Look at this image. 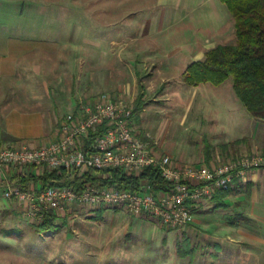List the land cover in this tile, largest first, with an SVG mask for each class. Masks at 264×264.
Returning a JSON list of instances; mask_svg holds the SVG:
<instances>
[{
	"label": "rangeland",
	"instance_id": "obj_1",
	"mask_svg": "<svg viewBox=\"0 0 264 264\" xmlns=\"http://www.w3.org/2000/svg\"><path fill=\"white\" fill-rule=\"evenodd\" d=\"M176 4L172 0L169 8ZM157 6L154 0H0V21L27 26L40 24L43 26V38L54 40L58 35L62 41H80L78 46L61 44L56 56L58 73L63 76L67 94L73 92L75 95L74 107L99 93L122 97L133 107L134 128L139 138L150 141L157 154L170 155L178 164H197V155L204 146L201 143L202 131L206 127L197 126V111L208 104H219V109L222 108L219 115L228 130L233 131L228 133V138H237L242 132L250 130L249 123L254 118L237 99L232 78L221 86H188L178 69L192 62L184 54L177 57V62H181L172 71L170 82L163 78L154 80L144 77L151 72L152 64L129 62L131 49L126 44L132 29L131 17L139 21L155 14ZM136 7L138 14L129 17L130 10H136ZM194 7L186 5L184 10L192 9L194 16L197 15V6ZM190 15L187 14L186 19L189 20ZM125 26L128 32L122 29L119 36V30ZM167 34L169 32L162 36ZM170 35L171 39L175 36L174 33ZM116 38L118 41L113 43ZM99 39L101 47L97 45ZM81 41L89 45L85 47L87 44L83 46ZM47 61L51 65L54 59L48 58ZM136 71L139 72L136 74ZM168 84L171 88H168ZM232 99L249 117L248 121L226 117L224 109ZM136 107L138 109L134 111ZM71 111L61 113L58 126ZM217 141L219 139L213 140L217 148L214 152L215 163L252 153L249 150L250 141L244 142L242 147H223L224 144ZM258 152L263 153L261 150ZM3 190L4 185L0 182V264L109 263L112 259L132 257L153 264L162 261L190 264L188 257L182 259L178 255V244L185 242L197 249L191 264H210L211 254L218 253L220 257L219 251H231L224 246L228 240L210 237L215 233L228 234L231 231L229 221L224 217V209L208 216L210 220L206 224L209 227L197 228V221L194 220L186 227L168 228L150 219L138 222L139 217L133 218L122 210H93L75 205L57 211L60 226L57 230L41 232L38 230L41 220L27 219L16 201L3 197ZM261 211L250 210V214L256 220L259 218L257 214H263L259 213ZM99 213L101 217L97 220ZM136 223H141L143 228L140 229ZM245 227L251 234L262 236L264 240V223L252 221ZM13 229L19 231L18 236L6 234ZM241 242L253 244L254 248L259 247L264 253V241L237 240V243Z\"/></svg>",
	"mask_w": 264,
	"mask_h": 264
},
{
	"label": "crops",
	"instance_id": "obj_2",
	"mask_svg": "<svg viewBox=\"0 0 264 264\" xmlns=\"http://www.w3.org/2000/svg\"><path fill=\"white\" fill-rule=\"evenodd\" d=\"M154 1L158 5L155 14H150L139 21L137 18L135 20V17H131L130 26L132 29L129 31L126 44V47L131 49L130 63L140 62L143 65H153L151 72L144 77H152L154 80L163 78L170 82L172 71L176 64L181 62H177V57L184 54L186 59L192 61L190 64L178 68L184 80L189 65L203 61L209 50L218 45L235 42V21L220 0H174L177 4L172 8H169V3L172 0ZM186 5L193 9L194 6H197V15L193 16L192 9H188L186 12L184 10ZM130 13L129 17L138 14V8L131 9ZM189 13L191 15L188 20L186 17ZM2 22L0 21V147L10 143L23 142L32 148H39L57 138V126L61 113L69 112L75 108V95L73 92L67 94L68 90L63 82V76L58 73L56 56L61 44L78 46L80 41H62L58 35L54 40L43 38L41 34L43 26L40 24L27 26L20 23L6 24ZM122 29L128 32L127 27H122L119 30V36ZM166 32L169 34L162 36ZM170 33L175 34L173 39H171ZM117 41L116 38L113 43ZM97 42L98 47H101L100 39ZM81 43L82 45L87 44L85 47L89 45L86 41H81ZM48 58L49 60L50 58L54 59L53 65H49ZM137 72L139 71H136V74ZM141 85L144 86L143 83ZM168 88H171L169 84ZM67 109L68 111H66ZM220 111L222 108L219 109V104H208L197 111V126L202 128L204 125L206 126L205 131H202L201 143L204 148L202 147L201 153L197 155V165L215 164L213 161L214 152L217 150L213 143L215 139H219L217 142L224 144L223 147H234L235 145L242 147L244 142L250 141L249 150L252 153H259L258 151L261 150L263 152L261 154H264V119L253 117L247 110L248 114L254 118L249 123L250 130L242 132L237 138H228V133L233 131H229L226 127L225 121L219 115ZM224 113H227L226 117L228 116L230 119L249 120L240 105L233 99L227 109H224ZM198 120L200 125H198ZM15 172L14 168L7 170L9 180ZM225 203L227 204L226 208L218 209L215 208L213 201L203 203L195 215L197 228L209 227V224H206L210 220L208 216L217 214L224 209V217L230 224L231 231L228 234L215 233L210 237L215 240H228L224 246H227L231 251H219L220 257L218 253L211 254L210 264H264V253L259 247L254 248L253 244L249 243H237L239 239L264 241L262 236L257 237L251 234L246 227L244 229V226L252 221L264 223V168L251 172L247 182L236 186L226 197ZM252 209H261L262 211L259 213L263 214H257L259 218L255 220L254 215L250 214ZM236 215L237 217H233ZM141 220L149 219L139 218L138 222ZM136 225L140 229L143 228L141 223H136ZM216 246L221 250L219 245ZM235 248L237 249L235 250ZM55 264L153 263L132 257L112 259L109 263L69 261ZM155 264L170 263L162 261Z\"/></svg>",
	"mask_w": 264,
	"mask_h": 264
},
{
	"label": "built area",
	"instance_id": "obj_3",
	"mask_svg": "<svg viewBox=\"0 0 264 264\" xmlns=\"http://www.w3.org/2000/svg\"><path fill=\"white\" fill-rule=\"evenodd\" d=\"M159 170L169 183L166 191L154 193L147 182L137 189L82 179L83 187L48 186L21 190L7 175L46 168L65 170L82 178L103 170H118L126 176L146 168ZM264 168V154L252 153L213 165L178 164L170 155H159L152 143L139 138L134 128L132 105L122 97L99 93L80 101L60 122L57 138L39 148L10 143L0 147V182L3 197L14 200L31 220H42L47 210L61 211L78 205L93 210H122L168 228L191 225L200 205L218 193L232 191L247 182L248 175Z\"/></svg>",
	"mask_w": 264,
	"mask_h": 264
},
{
	"label": "trees",
	"instance_id": "obj_4",
	"mask_svg": "<svg viewBox=\"0 0 264 264\" xmlns=\"http://www.w3.org/2000/svg\"><path fill=\"white\" fill-rule=\"evenodd\" d=\"M220 1L227 7L235 21V42L218 45L206 53L203 61L189 65L184 82L188 86L203 83L221 86L227 79L232 78L233 90L239 101L253 117L264 119V0ZM137 109L138 107L134 111ZM15 170L10 181L21 190L36 187L43 189L48 186H69L80 190L83 187V178L87 181L118 183L131 189H137L140 182L144 181L151 184L154 193L169 188V183L162 178L159 170L153 167L131 176H126L118 170H103L94 178L89 173L80 178L65 170L50 171L46 168L39 171L30 168L27 172ZM230 193L231 191H227L214 196L211 201L214 202L215 208H226L225 199ZM100 213L102 214V211ZM101 214L96 217L97 220ZM58 219L56 211H45L38 230L41 232L57 230L60 227ZM6 234L16 237L19 231L13 229ZM183 244H178V255L182 259L188 257L191 264L197 249L189 246L188 242Z\"/></svg>",
	"mask_w": 264,
	"mask_h": 264
}]
</instances>
